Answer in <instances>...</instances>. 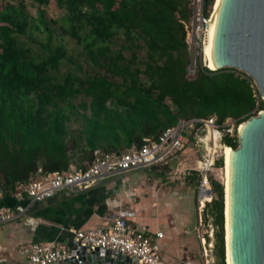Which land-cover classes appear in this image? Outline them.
Segmentation results:
<instances>
[{"label": "trees", "instance_id": "trees-1", "mask_svg": "<svg viewBox=\"0 0 264 264\" xmlns=\"http://www.w3.org/2000/svg\"><path fill=\"white\" fill-rule=\"evenodd\" d=\"M50 1L33 0L38 6ZM55 1L69 24L62 32L82 44L87 67L69 56L64 45L51 46L57 30L44 10L39 8L34 26L47 31L49 41L39 42L42 51L35 52L21 39L35 21L24 0L0 5L4 197L14 196L18 183L70 169L74 150L89 163L97 149L117 153L139 147L145 137L158 138L180 119L214 115L219 124L227 118L242 123L264 109L253 79L242 71L204 68L194 78L187 76L183 20L191 17L189 0ZM119 35L124 39L120 45ZM64 61L72 67L58 77ZM78 97L83 99L75 103ZM222 140L232 148L239 144L237 135ZM216 165L223 166L222 157ZM210 182L213 197L205 207L211 208L216 225L214 254L217 264H226L224 176L223 183Z\"/></svg>", "mask_w": 264, "mask_h": 264}, {"label": "built area", "instance_id": "built-area-1", "mask_svg": "<svg viewBox=\"0 0 264 264\" xmlns=\"http://www.w3.org/2000/svg\"><path fill=\"white\" fill-rule=\"evenodd\" d=\"M213 3L214 0H208L207 9L204 10V0H189L191 17L187 21L183 20L186 30L185 41L189 52L187 67L189 78H194L204 68L216 70L208 67L205 57V47L210 37ZM240 124L232 118H227L225 122L219 124L214 115L205 118L180 119L176 124L165 129L158 138L145 137L143 144L139 147L131 146L117 153L97 149L94 152V159L83 168L70 167L66 171L48 173L29 182L18 183L14 196L19 202L14 206L0 207V225L26 214L27 208L20 202L25 197L32 202L42 201L52 197L58 190L81 191L113 175L140 168L171 166L175 160L177 161L180 151L185 148L188 141L193 142L198 149L201 147L205 149L198 160L200 173L198 216L201 224L204 206L213 197L208 173L219 158L222 157L224 160L222 151L226 146L222 140L224 135L238 136ZM211 132H213L212 135ZM214 132L217 134V146L214 144ZM202 193H204L203 200H200ZM73 233L72 247L55 241L32 242L21 245L17 251L27 259L25 264H54L73 256L78 258L83 251L90 252L96 249L122 253L139 264H171L161 254L163 232H144L121 217L107 226L79 229ZM199 238L202 261L193 264H211L214 260L213 243L208 242L202 234H199ZM81 262L79 260V263Z\"/></svg>", "mask_w": 264, "mask_h": 264}, {"label": "crops", "instance_id": "crops-1", "mask_svg": "<svg viewBox=\"0 0 264 264\" xmlns=\"http://www.w3.org/2000/svg\"><path fill=\"white\" fill-rule=\"evenodd\" d=\"M186 151L185 146L178 155L176 167L140 168L110 176L81 191L58 190L42 201L32 202L25 197L20 202L26 206V214L0 225V263L27 262L17 251L21 245L51 241L68 244L69 233L107 226L119 217L144 232H163L161 254L171 264L198 262L193 258L199 252L193 250V243L198 237H191L196 227L192 226L194 195L175 193L157 180L165 173V167L185 173L199 163L197 158L193 160L195 165L188 166L193 162L187 159L193 155ZM72 156L70 167L83 168L88 163L81 159L79 151L74 150ZM148 175L156 183H149ZM17 202L13 195L4 197L0 193V207L14 206Z\"/></svg>", "mask_w": 264, "mask_h": 264}, {"label": "water", "instance_id": "water-1", "mask_svg": "<svg viewBox=\"0 0 264 264\" xmlns=\"http://www.w3.org/2000/svg\"><path fill=\"white\" fill-rule=\"evenodd\" d=\"M207 4L204 0V10ZM213 52L217 69L244 72L264 100V0H222L213 26ZM243 122L231 154L230 263L264 264V109ZM200 151L203 154L204 147ZM73 234L69 233L71 247ZM54 264L139 263L122 253L96 249Z\"/></svg>", "mask_w": 264, "mask_h": 264}, {"label": "rangeland", "instance_id": "rangeland-1", "mask_svg": "<svg viewBox=\"0 0 264 264\" xmlns=\"http://www.w3.org/2000/svg\"><path fill=\"white\" fill-rule=\"evenodd\" d=\"M6 2V0H0V5ZM12 3L16 4V1H11ZM24 3L27 7V11L35 18V21L31 22L30 25V34L27 36H21V39L30 44L33 50L35 52H41L42 51V45L39 44V42L42 43H47L49 41V36L47 31L41 29L38 30L35 28L34 25L38 24V15H39V8L44 10L45 16L47 20L50 23V26L57 30V32H54L52 39L50 41L51 46H55L57 44H62L67 48L68 55L74 57L76 60H78L80 63H82L84 66L87 67L85 58L82 53V44L77 42L75 38H73L69 33L62 32V27H65L68 29L69 24L67 20H65V9L61 8L57 5L55 0H51L47 5H42L38 6L36 3L33 2V0H24ZM36 40V41H35ZM117 43L120 45L124 43V39L122 35H119L117 38ZM143 53V52H142ZM72 67V64L69 62H63L60 68L59 72H56L58 77H61V75L66 72L68 69ZM114 78V77H113ZM115 80H122L121 77H115ZM254 85L256 86L255 82ZM83 97H78L74 99L75 103H78L81 101ZM259 111H257L256 114H258ZM232 123H230L231 125ZM240 124V123H239ZM73 126L77 127L79 126L78 123L73 122ZM187 151L188 153L192 154L193 156L190 157V159H187L188 162L192 161L194 159L198 160L201 158V148L198 149L194 145L193 142H187L186 144ZM223 151V149H222ZM194 153V154H193ZM186 156V155H185ZM199 164V163H198ZM198 164L194 166V168H190V170H185V173H180L178 171H174L170 168L165 167V173L157 177L158 182L160 184H164V188L172 189L175 193L179 192L181 194L186 195V196H193L194 195V223L192 226H196L195 229L192 231L191 237L193 239L198 237L196 241L193 243V250L199 251L195 253L194 259H198L199 261H202V256H201V249H200V238L199 234L204 235L207 238V241H211L213 243V262L211 264H217V258L214 254V245L216 241L215 237V231H216V225L214 223V218L212 215V210L211 208H207V206H204V210L202 211V222L201 224L199 223V216H198V185H199V180H200V173L198 169ZM190 165H195L193 162ZM223 166H224V160H223ZM223 166H217L215 165L212 170L209 171L208 175L211 180L212 179H217L223 183V176L225 179V175H223ZM225 169V168H224ZM150 174H152L150 172ZM147 180L149 183H156L154 182L155 180L150 177L149 175L147 176ZM180 187V188H179ZM193 207V205H192ZM173 210V209H172Z\"/></svg>", "mask_w": 264, "mask_h": 264}, {"label": "bare ground", "instance_id": "bare-ground-1", "mask_svg": "<svg viewBox=\"0 0 264 264\" xmlns=\"http://www.w3.org/2000/svg\"><path fill=\"white\" fill-rule=\"evenodd\" d=\"M222 0H215L213 4V15L211 19V30L209 42L205 47V57L208 67L211 69H217L215 65L214 52H213V26L215 24ZM244 127V122L239 126V129ZM213 132L210 134L212 135ZM217 134L214 132V144L217 146ZM234 151V148L226 145L223 149L224 155V174H225V184H224V228H225V246H226V264L230 263V252H229V207H230V169H231V154ZM206 185V184H205ZM204 193L200 195V200H203Z\"/></svg>", "mask_w": 264, "mask_h": 264}]
</instances>
